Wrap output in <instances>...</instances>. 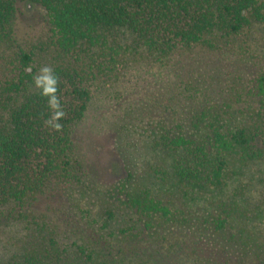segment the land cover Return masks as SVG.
Returning a JSON list of instances; mask_svg holds the SVG:
<instances>
[{
    "label": "trees",
    "instance_id": "obj_1",
    "mask_svg": "<svg viewBox=\"0 0 264 264\" xmlns=\"http://www.w3.org/2000/svg\"><path fill=\"white\" fill-rule=\"evenodd\" d=\"M20 2L44 9L47 33L41 50L89 60L105 74L119 65L149 67L161 82L151 96L127 104L120 115V139L138 134L144 141L148 177L137 181L129 171L113 185L105 207L89 219L97 238L128 245L149 236L153 247H160L155 252L168 244L167 252L177 262L185 256L195 264L214 262L199 253L207 244L217 254L237 258L236 263L227 259L228 264H264V244L232 223H238L236 212L244 203L233 196L236 212L220 211L213 203L226 201L220 195L232 188L235 196L242 194L244 177L254 180L253 165L264 159L258 142L264 138V64L250 65L255 53L264 55V1L0 0V41L11 38ZM228 43L249 55L236 61L247 62V71L238 69L239 74L224 64L211 67L202 59L181 62L173 57L179 49H215ZM40 47L20 48L18 76L0 87V209L24 206L56 186L88 190V169L74 136L94 93L83 70L57 62L48 66L58 77L57 95L66 113L59 131L50 127L48 99L34 82ZM103 60L113 65L103 66ZM119 76L117 72L115 78ZM246 95L257 97L259 106H237ZM207 194L214 196L212 201L192 210ZM50 226L37 223L38 247L9 264H107L102 258L108 243L100 245L95 235L86 233L87 227L69 241V235L52 234ZM171 235L175 241L168 240Z\"/></svg>",
    "mask_w": 264,
    "mask_h": 264
},
{
    "label": "rangeland",
    "instance_id": "obj_2",
    "mask_svg": "<svg viewBox=\"0 0 264 264\" xmlns=\"http://www.w3.org/2000/svg\"><path fill=\"white\" fill-rule=\"evenodd\" d=\"M18 6L19 11L11 38L0 41V87H5L19 74L18 62L15 59L16 52L20 48L29 51L34 46L40 47L42 40L46 38L47 27L43 17L44 9L40 6L30 8L25 2H20ZM260 34V46L264 48V30L263 34ZM45 49L46 51H43L40 47L36 50L35 65L39 67V70L42 67L52 65L54 62L73 65L83 70L86 85L90 86L94 93L93 104L88 115L78 126L74 136L77 149L88 169L86 179L88 190L82 189L80 186L81 189L62 188V185L56 186L44 194L38 195L24 206L1 208L0 264H9L10 260L17 263V255L33 252L35 247H38L36 244L39 241L37 229L41 228L37 227V223L41 226L44 221L51 225L49 229H52V234L56 235V232H59L62 236L69 235L71 237L69 241H72L71 239L76 236L75 234H81L79 231L81 228L87 227L86 233L95 235V239L100 240V245L105 246L108 243L102 258V260L107 261V264H195L194 259H186L187 256H185V260L177 262L178 260L172 258V253L167 252L168 244H164L160 253L155 252L158 247L156 249L153 247V243H151L153 238L149 236V238L141 236L139 240L132 242V244L130 242L128 245L127 242L118 243L117 240L112 242L110 239L106 242L104 237L97 238L98 232L92 228V223L89 220L92 215L101 212L99 209H103L107 204L106 201L108 202L113 185L121 178L128 177L129 171L135 172L137 181L138 179L142 181V178L148 177L143 139L137 134L134 138H126L122 141L116 127L126 105L139 98L147 99L161 82H157L158 78L155 77L154 72H148L149 67L131 66L120 69L121 66L119 65L117 70L107 71L105 74V72L99 71L98 64L91 67L89 60L87 63L79 62L75 56H62L55 49ZM247 56L249 58L247 53L233 47L231 43H228L227 46L223 45V48L215 49H209L202 45L196 46L192 50L179 49L173 55L176 61L188 62L190 60L194 62L195 59H202L204 64L208 63L211 67H215L217 63L224 64L227 66V71L236 70L235 72H238V69L247 71V62H236L243 60L244 57L247 58ZM254 56L252 59L250 58L251 66L256 64L259 67L264 64V55ZM106 65L109 67L113 63L103 60V66ZM188 68L192 73L193 66L189 64ZM117 72L120 73V76L115 78ZM107 74L109 75L107 76ZM37 75H39V71ZM122 92L126 94L123 99L119 97ZM257 100V97L246 95L242 98L241 104L237 106L256 108L259 106ZM129 140L132 145L128 143ZM258 142L261 147H264V138H259ZM124 144L125 146H123ZM127 144L129 145L127 146ZM253 166L255 178L249 182V178L244 177L241 185L246 189L244 192L242 191V194L239 193V196H235L232 188L228 195H220L226 201L213 200V203L219 207L220 211L236 212L231 207L233 204L231 200H233V196L240 199L239 201L241 204L244 203V206L236 212L238 223L235 224L234 221L232 223L237 229L244 230L245 236L252 235L254 238L260 239L258 245H263L264 159ZM137 183L139 184V182ZM208 198L209 200H207ZM213 198V195L207 194L206 200H202L195 209L191 207L192 210H201L200 205H207ZM87 211H90V214H87ZM95 226L97 228L98 223ZM168 240L170 242L175 241L173 235L169 236ZM109 243H112V246ZM148 245H150V250L148 249L149 252L146 254ZM198 249L203 258L214 260L208 264H228L225 262L227 259H230L231 263L237 261L234 256L228 258L224 253L217 254V251L207 244ZM135 251L137 254H134ZM203 251L205 254H202ZM255 251L260 252V249L256 248ZM149 254L152 261L147 263ZM18 259L22 260L20 257ZM257 264L263 263L258 262Z\"/></svg>",
    "mask_w": 264,
    "mask_h": 264
},
{
    "label": "clouds",
    "instance_id": "obj_3",
    "mask_svg": "<svg viewBox=\"0 0 264 264\" xmlns=\"http://www.w3.org/2000/svg\"><path fill=\"white\" fill-rule=\"evenodd\" d=\"M35 86L41 90V95L47 97L48 107L52 115L47 121L48 125L59 131L62 127L60 121L65 117L58 92V77L50 67H42L39 70V75L34 78Z\"/></svg>",
    "mask_w": 264,
    "mask_h": 264
}]
</instances>
